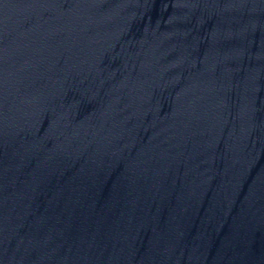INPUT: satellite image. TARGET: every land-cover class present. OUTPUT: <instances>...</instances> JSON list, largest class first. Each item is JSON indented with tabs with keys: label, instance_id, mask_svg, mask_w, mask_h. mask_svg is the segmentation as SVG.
I'll use <instances>...</instances> for the list:
<instances>
[{
	"label": "water",
	"instance_id": "1",
	"mask_svg": "<svg viewBox=\"0 0 264 264\" xmlns=\"http://www.w3.org/2000/svg\"><path fill=\"white\" fill-rule=\"evenodd\" d=\"M0 81L87 264H264V0H0Z\"/></svg>",
	"mask_w": 264,
	"mask_h": 264
}]
</instances>
